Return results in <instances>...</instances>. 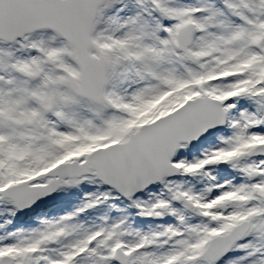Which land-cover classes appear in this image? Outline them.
<instances>
[{
    "label": "snow or ice",
    "instance_id": "1",
    "mask_svg": "<svg viewBox=\"0 0 264 264\" xmlns=\"http://www.w3.org/2000/svg\"><path fill=\"white\" fill-rule=\"evenodd\" d=\"M0 264H264V0H0Z\"/></svg>",
    "mask_w": 264,
    "mask_h": 264
}]
</instances>
